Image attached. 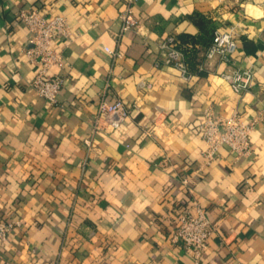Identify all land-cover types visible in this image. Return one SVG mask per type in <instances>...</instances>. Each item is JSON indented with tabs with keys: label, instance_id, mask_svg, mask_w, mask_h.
Here are the masks:
<instances>
[{
	"label": "crops",
	"instance_id": "obj_1",
	"mask_svg": "<svg viewBox=\"0 0 264 264\" xmlns=\"http://www.w3.org/2000/svg\"><path fill=\"white\" fill-rule=\"evenodd\" d=\"M241 1L140 0L139 31L122 33L121 0H0V218L21 222L0 264H196L171 241L194 202L214 229L199 264H264V0ZM28 9L63 16L71 30L53 44L64 60L50 73L64 79L54 105L30 86ZM196 13L233 31L238 49L199 72L200 46L187 82L158 44L199 36ZM247 68L255 86L236 94L222 74ZM102 100L130 109L122 129L94 131ZM207 110L257 121L250 156L222 147L204 166Z\"/></svg>",
	"mask_w": 264,
	"mask_h": 264
},
{
	"label": "built area",
	"instance_id": "obj_2",
	"mask_svg": "<svg viewBox=\"0 0 264 264\" xmlns=\"http://www.w3.org/2000/svg\"><path fill=\"white\" fill-rule=\"evenodd\" d=\"M124 10L119 16L121 32L139 31L138 20L135 17V8L140 0H121ZM237 5H242L241 0H232ZM20 20L29 29V44L25 54L27 59L37 67V74L31 82V88L36 91L47 102L54 105L58 102L59 95L64 86V79L60 76L50 74L55 67L64 65L63 56L53 47L58 37L69 38L71 30L68 21L63 16L48 19L35 10H23ZM179 39L168 35L159 44L161 59L164 64L172 66L181 77L190 82L195 74L190 70L184 52L179 48ZM238 49V42L233 31L218 29L215 31L214 40L210 47L204 50L199 62L198 70L205 69V63L220 59L230 62L232 56ZM103 51L113 60L122 57L120 51H114L103 47ZM229 82L236 94L249 92L255 86V75L253 69L230 70L222 74ZM130 116V109L125 104L116 100L108 103L102 100L94 121V131L112 129L118 131L123 128ZM257 121L246 123L240 113H234L229 117L215 116L211 110H207L200 121L199 133L205 142L203 151L204 166L211 165L219 155L222 147H228L237 158L248 157L253 148L251 135ZM86 144L92 146V140L88 139ZM202 169L196 171L200 174ZM181 181L185 187H189L191 179L182 177ZM19 220H3L0 218V258L1 248L10 241L16 229L20 228ZM213 225L207 212L194 202L192 207L183 208L178 214V224L172 234L173 244L193 253L196 264L208 247V241L213 234Z\"/></svg>",
	"mask_w": 264,
	"mask_h": 264
},
{
	"label": "trees",
	"instance_id": "obj_3",
	"mask_svg": "<svg viewBox=\"0 0 264 264\" xmlns=\"http://www.w3.org/2000/svg\"><path fill=\"white\" fill-rule=\"evenodd\" d=\"M231 10L237 11V8ZM194 21L200 30V35H185L179 38V48L184 52L186 61L192 71L196 69V54L198 48L200 46L205 48L210 47L214 40L215 31L219 29L216 21L207 14L196 13Z\"/></svg>",
	"mask_w": 264,
	"mask_h": 264
}]
</instances>
